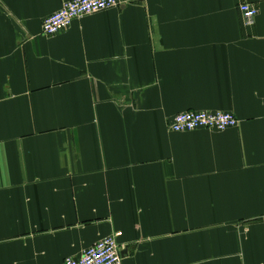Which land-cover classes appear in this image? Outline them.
Instances as JSON below:
<instances>
[{
    "label": "crops",
    "instance_id": "crops-1",
    "mask_svg": "<svg viewBox=\"0 0 264 264\" xmlns=\"http://www.w3.org/2000/svg\"><path fill=\"white\" fill-rule=\"evenodd\" d=\"M0 0V264H264V0ZM259 14L251 19L241 4ZM186 111L224 132L169 130Z\"/></svg>",
    "mask_w": 264,
    "mask_h": 264
},
{
    "label": "built area",
    "instance_id": "built-area-1",
    "mask_svg": "<svg viewBox=\"0 0 264 264\" xmlns=\"http://www.w3.org/2000/svg\"><path fill=\"white\" fill-rule=\"evenodd\" d=\"M125 0H70L60 10L49 16L42 24L46 37H55L67 31L73 22L109 9L117 8ZM241 13L255 18L259 9L251 4H241ZM239 120L233 114L221 111H186L176 114L169 123V130L183 134L201 130L224 132L237 128ZM120 234L106 237L84 251L80 257L66 258L64 264H123L121 248L118 244Z\"/></svg>",
    "mask_w": 264,
    "mask_h": 264
}]
</instances>
